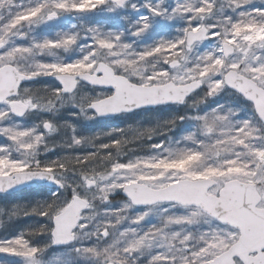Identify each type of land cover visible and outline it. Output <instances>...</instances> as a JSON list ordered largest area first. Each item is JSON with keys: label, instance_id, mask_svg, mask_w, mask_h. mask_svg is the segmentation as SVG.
I'll return each mask as SVG.
<instances>
[{"label": "snow or ice", "instance_id": "1", "mask_svg": "<svg viewBox=\"0 0 264 264\" xmlns=\"http://www.w3.org/2000/svg\"><path fill=\"white\" fill-rule=\"evenodd\" d=\"M226 2L234 10L252 0ZM129 6L139 10L136 4L129 5V0H28L27 4L23 0H0V136L10 141V145H0V192L45 180L67 189L66 172L75 171L80 177L79 183L71 186L70 199L59 200L53 193L51 202H40L23 212L46 217L51 227L42 225L35 231L0 239V254L19 257L24 264H43L45 247L33 245L28 237L50 233L51 245L77 240L80 230L87 227L82 221L94 218V198L109 202L111 194L119 190L127 201L105 213L114 217V222L109 220L90 234L84 233L98 241L111 237L110 242L102 248L75 247L73 253L93 259L95 264H135L131 260L134 255L153 249L156 251L148 264H264V215L257 211L264 210V135L252 121L243 120L236 127L230 121L231 113L209 111L194 117L198 121L196 132L183 138L193 147L154 144L152 148L159 150L155 155L112 161L104 173H97L89 165L100 151L118 149V139L95 146L98 151L94 153L42 163L37 157L42 146L48 150L45 136L55 130V125L43 121L44 133L4 125L12 116H24L30 110H54L58 101L64 103L66 94L76 103L74 90L81 81L104 89L76 103L81 112L108 115L166 102L183 103L206 84L208 96L224 88L235 90L251 102L264 121V9L241 11L233 20L231 16H217L222 12L217 0H177L171 11L145 3L143 7L153 16L168 20L186 17L182 36L161 39L137 51L122 40V33L92 27L87 30L91 42L86 54L70 62H42L35 57L52 50H69L77 44L79 34L63 33L57 39L34 40L28 46L14 43L23 37L25 25L39 26L64 13L92 12L102 7L115 12ZM206 19L214 22L205 23ZM150 27L149 17L141 16L131 34L140 37ZM210 39L217 40L218 45L189 66V54ZM25 57L33 58L31 66L21 63ZM145 64H151V71L143 70ZM40 76L54 77L62 87L44 96L21 89L22 81ZM148 132L150 138L151 130ZM81 142L73 136L74 144ZM10 146L23 158L13 159ZM110 152H105V158ZM230 169L241 170V175ZM237 179L244 182L250 198L233 200L227 194L226 186ZM134 206H163L159 222L143 230L129 226L119 231L117 226L126 219L130 225H143L148 218V211L126 217V210ZM177 208L183 213L172 211ZM85 210L90 211L86 214ZM201 218L217 226L188 230ZM175 226H180L179 230H173Z\"/></svg>", "mask_w": 264, "mask_h": 264}, {"label": "rangeland", "instance_id": "2", "mask_svg": "<svg viewBox=\"0 0 264 264\" xmlns=\"http://www.w3.org/2000/svg\"><path fill=\"white\" fill-rule=\"evenodd\" d=\"M25 4L28 3V0H23ZM177 0H129V5L136 4L138 7L137 10H133L130 6L122 9H117L115 12H109L106 10V8H98L95 11L92 12H85V13H64L61 16H59L57 19L53 21H48L45 23L40 24L39 26L30 27L28 25H25L21 31V35L23 37L16 38L14 43L16 45H23L28 46L30 45L34 40L35 41H41L45 38L49 39H57L61 34L63 33H74L79 34V39L77 41V44L74 45L69 50L65 51L63 49L60 50H52L48 54L45 53L43 55H39L35 57L36 60L42 61V62H54V61H63V62H70L75 59L81 58L84 54H86L87 51V45L90 44L91 39L90 35L88 33V29L92 27L99 28L101 31H115L117 33H122V40L124 42L132 44L133 48L139 51V37H136L132 35L131 33L135 30V22L139 19L141 16H148L151 21V27L150 29L144 33L143 35H146L149 33L150 36H156L154 33L156 30L160 29V27L166 26L169 27L171 23H178L180 26H177L178 28L181 27L182 24L187 25L186 23V17L183 16H175L171 20H168L161 16H153L147 8L143 7L145 3H150L151 5H160L162 8L168 9L171 11V9L175 6V3ZM217 8H222V12L218 11L217 16L223 15V16H230L232 13H236L237 15L233 20L238 18V13L241 11H252L254 9H264V0H252L251 3L243 5L240 8L232 9L228 7L226 0H217ZM228 13L230 15H228ZM103 19L109 18L108 21ZM119 22L121 25V29L119 28H113V24ZM214 22L211 19H206V23H212ZM57 24L63 25L61 26V29L59 30L57 27ZM142 35V36H143ZM140 36V37H142ZM218 45L217 40H209L208 42L204 44H199L190 54H189V66L195 61L196 57L201 55L204 52L211 51L215 46ZM21 63L24 66H31L33 64V58L32 57H25L22 59ZM143 70L151 71V68L148 64L143 65ZM45 78H48L49 76H43ZM41 77V78H43ZM205 88H207V85L205 84ZM104 91V89H92L89 87H85L83 84H80L78 87L77 92L75 93L76 103H79L83 98L88 96H95L98 92ZM228 101L225 102L226 105H220L214 108L209 107H202L205 105V103L201 102L204 101L202 95H197L195 97V100H192L194 102H189V107H191L190 112L186 114L185 123L183 124V128L188 127V130L190 133L196 132L198 121L194 119V117L198 115H204L212 110H217L221 114H229L230 115V121L232 124L236 127H239L240 122L243 120H250L252 123L260 129V135L263 134V125L260 123V121L257 119L256 114L254 113L252 105H249L247 103H244L242 100L234 99L231 96H228ZM221 101V97L218 98V101ZM65 104H71L72 105V113L69 117H71V120H68L65 123H56L55 130L51 133L47 134L45 137V142L48 145V152H51V149L53 148V143L56 142L58 139V144L60 143V140L65 139V136L68 137V141L71 143V148L68 147L69 150H67L65 155L61 153L62 155L59 156L60 159H63L65 157H72V156H78L77 154H74L78 151L74 150L75 152H71L73 148H76L79 150L82 146L79 145H86L84 142H81L80 144H74L73 143V136H76L80 138L83 135H87V130L89 129V126L92 125V122L96 124L95 117L91 115V111L85 110L84 112L80 111V108L76 106V103H74L72 100L64 99ZM219 102H217L218 104ZM203 104V105H202ZM217 104L211 105L215 106ZM44 110V109H42ZM69 113V112H68ZM132 119L129 117H116V118H110V120L101 121L100 124L108 125L110 126L109 129H103L100 134L107 136L109 133H111L115 126H125L126 124L131 122ZM10 127L14 128H22V129H32L27 127H21L16 124L10 123ZM42 125V124H41ZM63 126H69L67 128V133H60V127ZM42 126L39 128L41 129ZM36 131L39 132V129L36 128ZM43 129V128H42ZM59 134H58V133ZM84 132V133H83ZM90 132V131H89ZM98 133V132H97ZM53 134V135H52ZM50 135V136H49ZM89 136V133L88 135ZM202 137L198 136V139H201ZM82 139V138H81ZM177 137H166L165 140L159 141L156 144H164L166 146L171 147H179L183 144H180L182 139H177ZM83 141V139H82ZM86 143V140H84ZM187 142V141H186ZM9 144L10 141L7 142L5 137L0 136V145ZM186 146V145H185ZM194 146V145H193ZM184 147V146H183ZM12 149V150H11ZM43 146L41 147L40 152L42 151ZM66 150V149H65ZM159 151L158 149L152 148V145L148 150H145L143 154H139L138 152L133 153L128 158L124 159L123 162H127L130 159H134L136 157H146L155 155L156 152ZM43 153H46V151H42ZM10 155L13 159H22V153L17 152L14 147L10 146ZM41 162L42 160L39 159ZM45 160V159H44ZM210 161H205V163H208ZM181 167L184 166L182 163L180 165ZM230 172L234 173L236 176L241 175V170L239 169H230ZM65 180L68 185H70L67 189H62L59 192H61V196H59V199H63L64 197H67V195H71L72 189L71 186L79 183L80 177L78 174H72V173H65ZM242 181V180H241ZM79 191L83 192V189H79ZM58 191L53 189H48L47 194L50 196H53V193L59 194ZM121 191L117 190L110 196L109 202L102 201L99 197L94 198V208L91 212V215L94 217L89 222L82 221L83 223L87 224V227L83 230H80V237H78L75 242L70 245L63 247L62 249H56L52 250L47 256L46 253H43L42 260L43 264H95L93 259L81 257L76 255L72 252V249L75 247L80 246H98V247H104L107 245V243L110 242L111 237L106 238L104 240H97L96 237H93L91 235L84 236V233H91L95 231L96 227L99 224L108 222L111 220L114 222V217H109L105 215L106 211L109 209H119L124 202L127 201L126 198L120 199V198H114L113 195L119 193ZM68 199V198H67ZM2 200H0V239H5L8 234L11 233V231H14L16 228L20 226V223H25L26 219H28V216L22 214V206L21 202L17 204V206L3 209L1 205ZM163 206H156L153 208H130L126 210L124 213L126 217H133L138 213H143L144 211L149 212V216L144 222L143 225H135L129 224V220L126 219L121 222L120 225L117 226L119 231L126 230L129 226L133 228H137L138 230L145 229L149 224H156L159 222L160 219V213ZM26 211V209H25ZM90 210L85 211L86 214L89 213ZM172 211L176 212L177 214L183 213V209H173ZM13 212H16V215H13ZM24 220V221H23ZM13 229H11V227ZM217 226L216 222H208L205 218H201L200 223L197 225L190 226L188 230L197 232V231H203L207 230L210 227ZM180 226H175L173 230H179ZM5 236V237H3ZM8 238V237H7ZM6 238V239H7ZM156 251V249L146 251L143 255L136 254L134 257L131 258V260L135 261V264H148V261L150 259V256ZM46 256V258H45ZM45 258V259H44ZM59 258V259H57ZM0 264H24V261L19 257H12L7 256L6 254H0Z\"/></svg>", "mask_w": 264, "mask_h": 264}, {"label": "trees", "instance_id": "3", "mask_svg": "<svg viewBox=\"0 0 264 264\" xmlns=\"http://www.w3.org/2000/svg\"><path fill=\"white\" fill-rule=\"evenodd\" d=\"M228 15H230L228 13ZM237 14L232 13L230 16L232 18H235ZM109 18L103 19L108 21ZM206 23V20L204 21ZM60 25V24H59ZM57 26L58 29H61V26ZM177 26H180V24L171 23L169 27L163 26L160 27V29L155 31L156 36H150L149 33L146 35H143L142 37H139V50H143L146 46H153L157 42H159L161 39L165 40H175L176 38L182 36L183 32L182 29L186 27L187 25L182 24L180 28ZM113 28H119L121 29V25L119 22L114 23ZM152 63H156L155 60H153ZM151 68V64H148ZM208 89L204 88V90L199 91L195 93V96L190 98L185 105L183 106H163L156 109H143L142 111H138L135 113H131V115H122L124 117H129L132 119L131 122L126 124L125 126H115L112 129L113 131L109 133V135L104 136L100 134L103 129H109L110 126L108 125H102L100 122L102 120H96V124L92 122V125L89 126L87 135H83L80 138L83 139L82 142L86 145H79L82 146L77 150L76 148H73L71 152H75L74 150L78 151L74 154H77L78 156H83L86 154L94 153L98 151L97 147L102 144L110 143L113 140H120L121 144L118 149H106L103 151H100L97 155V157L91 161L89 168L92 170H95L97 173H104L107 171V169L110 166V163L115 160H120L123 162L124 159L131 156L133 153L138 152L139 154H143L145 150H148L151 145H154L158 143L159 141L165 140L166 137H177V139H182L183 141L180 142V144H183L182 147L185 145L187 147H193V144L189 141H185L183 138L190 133L188 130V127L183 128V124L185 123L186 114L190 112L191 107H189V102H194L192 100H195V97L197 95H202L204 101H201L205 103L202 107H209L214 108L220 105H226L225 102L228 101V96L233 97L234 99L239 100V96L235 93H232L228 89L224 88L221 90L218 94L214 96H208L207 93ZM221 97V101H218V98ZM217 102H219L217 104ZM217 104L215 106H211ZM183 118V119H181ZM182 125V126H181ZM69 126H63L60 127L61 130H65V134L67 133V128ZM148 130H151L150 138L148 136L149 132ZM90 131V132H89ZM98 132V133H97ZM84 133V132H83ZM68 137L65 136V139L60 140L61 146L64 148L65 151L63 154L67 153L66 151L71 148V143L67 140ZM176 139V140H177ZM86 140V143L85 141ZM181 147V146H179ZM110 152V156L105 158V152ZM69 173V172H66ZM72 174H78L77 172L73 171L70 172ZM62 189H59V191ZM58 191V192H59ZM48 189L37 187V188H28L27 190L16 192V194L12 195H2L0 196V200H2L1 205L3 209L6 210V208H11L14 206H17L19 202L23 204L22 208V214L23 212L28 209H31L33 206L37 205L40 202H51L52 199H54L53 196H50L47 194ZM59 194L57 197L61 196ZM70 199L71 195H67V197H64V199ZM114 198H120L123 199V196L119 193L113 195L111 199ZM61 200V199H59ZM28 216V219H26L25 223H20V226L16 228L14 231H11L10 234L7 235L8 238L14 237L20 233H27L30 231H35L39 229L42 225H47L51 227V222L43 216H39L36 214H30L26 215ZM24 221V220H23ZM14 226L11 227L13 229ZM5 237V236H3ZM6 237V238H7ZM5 238V239H6ZM33 245L45 247L46 256L52 251L55 250L53 245H51V235L50 233H36L35 235H32L28 237ZM45 256V258H46ZM44 258V259H45Z\"/></svg>", "mask_w": 264, "mask_h": 264}, {"label": "flooded vegetation", "instance_id": "4", "mask_svg": "<svg viewBox=\"0 0 264 264\" xmlns=\"http://www.w3.org/2000/svg\"><path fill=\"white\" fill-rule=\"evenodd\" d=\"M41 77L43 76L37 77L33 82H26L22 84L21 89L26 88L38 96H44L47 92H50L51 90L61 87L56 79H52L50 76L48 78L45 77L41 78ZM67 97L68 94L65 95L64 99H66ZM72 112L73 111L71 104H67V103L65 104V101L63 104H61L58 101L57 107L54 110H46V109L42 110L40 108H37L36 110H30L26 112L24 116H12L10 119L4 121L3 123L4 125L9 127L11 125L10 123H12L19 125L21 127H27V128L31 127L32 129H35L36 127L39 129L43 121H49L52 122L53 124H56V123H65L68 120H71L72 118L69 116ZM45 131L46 130L42 128L39 129V133H44ZM59 131L60 133H64V130L60 129ZM58 139H57V144L55 142L52 145L53 148L55 147L54 150L51 149L52 150L51 152L46 151V153H43L42 151H44V149H42L37 159H41L42 163L46 161H54L60 159L59 156L62 155L61 153L65 151V146L63 148L61 144H58Z\"/></svg>", "mask_w": 264, "mask_h": 264}, {"label": "water", "instance_id": "5", "mask_svg": "<svg viewBox=\"0 0 264 264\" xmlns=\"http://www.w3.org/2000/svg\"><path fill=\"white\" fill-rule=\"evenodd\" d=\"M54 79V77H53ZM27 81H33V79H30V80H25V81H22L21 82V85L23 82H27ZM83 83L85 84H88L90 86H93L91 85L90 83L88 82H84L82 81ZM60 83V82H59ZM61 85V84H60ZM62 87V86H61ZM95 88H98L100 86H93ZM204 87V84L201 85L200 88L194 90L192 93H190L186 98H185V101L187 99H189L192 95L195 94V92L203 89ZM101 88V87H100ZM231 89V88H230ZM232 91H234L235 93H237L235 90L231 89ZM76 91V89L74 90V92ZM242 96V95H241ZM244 98V97H243ZM245 99V98H244ZM246 100V99H245ZM185 101L183 103H173V102H166V103H161V104H157V105H148V106H142V107H139V108H135L133 110H130V111H122L118 114H108V115H97L98 117H106V118H110V117H114V116H118V115H121L123 113H127V114H130L131 112H134V111H139V110H142V109H146V108H149V109H153V108H157V107H163V106H167V105H183L185 103ZM249 102V101H248ZM261 121V120H260ZM262 123L264 124V121H262ZM54 187L56 189H59L58 186L53 183V182H50V181H31V182H28V183H25V184H21L19 186H16L14 187L13 189H10L8 191H4V192H0V194H12V193H16L17 191H22V190H25L27 189L28 187H34V188H37V187ZM227 194L233 199V200H240L244 197H251V193L248 191V189L245 187L244 185V182L243 181H240V180H235L233 184L231 185H227ZM221 191H224V189H222ZM121 194L123 196L126 197V195L121 192ZM127 198V197H126ZM137 207H143V206H137ZM261 215H264V210H261V209H258L257 210ZM74 241L72 242H69L68 244H62V245H54L55 247H61L62 246H67V245H71Z\"/></svg>", "mask_w": 264, "mask_h": 264}]
</instances>
